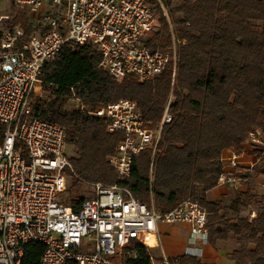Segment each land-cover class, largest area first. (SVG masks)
I'll list each match as a JSON object with an SVG mask.
<instances>
[{"label": "trees", "instance_id": "obj_1", "mask_svg": "<svg viewBox=\"0 0 264 264\" xmlns=\"http://www.w3.org/2000/svg\"><path fill=\"white\" fill-rule=\"evenodd\" d=\"M145 1L158 17L159 27L147 41L152 50L164 51L171 45L169 23L172 27L177 48L174 77L170 66L143 82L132 75L118 81L99 68L96 48L67 42L43 66L41 91L46 96L32 101V114L66 129V146L74 149V155L67 156L73 185L78 181L110 185L117 179L106 159L123 135L108 132L105 120L90 112L127 98L137 103L145 125L153 128L171 96V120L161 128L156 151L135 156L130 176L121 183L141 202H152L158 212L185 199L197 201L207 211L210 244L232 233L238 244L230 255L234 264H264V195H235L228 208L238 214L251 204L256 212L252 219L239 216L235 222L223 218L228 210L223 202L205 198L206 191L217 185L221 152H240L255 130L264 138V0H178L171 8L173 0H164L169 23L156 0ZM25 13L17 12L8 22L9 30H23V39L34 30ZM70 87L83 109L65 108L72 98ZM254 173L264 176V156ZM85 199L62 203L77 210ZM43 250L42 243H28L21 264H40ZM126 251L135 255L125 254L120 264H151L149 249L140 243L133 242ZM116 260L117 256L112 258L113 264Z\"/></svg>", "mask_w": 264, "mask_h": 264}, {"label": "built area", "instance_id": "obj_2", "mask_svg": "<svg viewBox=\"0 0 264 264\" xmlns=\"http://www.w3.org/2000/svg\"><path fill=\"white\" fill-rule=\"evenodd\" d=\"M156 1L169 23L164 0ZM4 2L39 13L41 28L25 39L23 30L14 28L0 39V264H21L30 242L44 246L40 264H113L115 256L129 254L126 250L133 242L149 249L153 244L148 239L155 241L158 223H187L193 236L206 239L207 211L197 201L185 199L158 212L152 202H141L121 183L130 176L135 156L156 151L161 128L171 120V96L155 130L145 125L139 106L127 98L90 112L105 120L108 132L121 133L123 140L106 159L117 182H83L91 185L93 197L77 210L59 199L68 171L74 173L66 155V129L32 114V96L41 84L43 66L67 42L96 48L99 68L118 81L132 75L143 82L170 66L174 77L177 48L170 23L171 45L164 51L152 50L147 41L159 24L145 0H0V6ZM70 90L71 100L83 109ZM247 142L257 151L256 162L244 165L238 160L242 152L233 151L228 169L221 162L217 185L237 191L244 185H260L254 168L264 156V138L255 130Z\"/></svg>", "mask_w": 264, "mask_h": 264}, {"label": "crops", "instance_id": "obj_3", "mask_svg": "<svg viewBox=\"0 0 264 264\" xmlns=\"http://www.w3.org/2000/svg\"><path fill=\"white\" fill-rule=\"evenodd\" d=\"M40 89L41 85H39L38 90L40 91ZM232 152V150L224 149L220 154L221 162L225 164L224 166L226 169L229 168L227 160ZM241 152L242 154L238 156L239 162L244 165L256 162V152L248 142L243 143ZM254 174L260 185H244L238 191L229 186L216 185L206 191V200L208 202L221 201L228 208L229 204L234 200L235 195L246 192H251L260 196L264 195V176L256 173ZM235 207L236 206L233 208ZM244 210L249 211L248 216L250 219L256 216L253 205H248ZM244 210H241L237 214L233 209L228 208L223 218L228 219L229 222H235L237 217L246 216L242 214ZM219 214L222 215L223 212L221 211ZM227 215L232 218H228ZM237 248L238 244L232 233H229L228 236L223 239H217L214 244H210L207 238L203 239L193 236L190 232V226L187 223L180 222L175 224L158 223L155 241L153 245L150 246L149 251L151 264H161L165 262L168 264H180L184 263L183 260L186 262L197 261L199 264H234L230 255Z\"/></svg>", "mask_w": 264, "mask_h": 264}, {"label": "rangeland", "instance_id": "obj_4", "mask_svg": "<svg viewBox=\"0 0 264 264\" xmlns=\"http://www.w3.org/2000/svg\"><path fill=\"white\" fill-rule=\"evenodd\" d=\"M178 4V0H173L170 3V8L174 7L175 5ZM27 9V8H26ZM25 7H19L16 6L14 4H11L10 2H4L1 4L0 6V39L1 36L10 29V27L8 26V22L12 19V17L17 13V12H22L25 11L26 13V18L27 20L33 25V31L31 33H37L39 32L40 29V20H41V15L37 12H31L26 10ZM41 85V84H40ZM42 97L45 98L46 94H44L41 89L40 91L37 90L36 93L32 96V101H36L37 98ZM77 107V102H75L74 100H69L68 102H66L65 104V108L67 110H71L73 108ZM150 128V127H149ZM152 130L157 129V126L151 128ZM66 155L67 156H72L74 155V149L71 148L70 146H66ZM78 197H84L85 198H91L93 197V190L91 188V185L88 184H84L81 181H78L77 184L73 185L72 184V175L70 173H68L67 175V187L65 189V192H63L60 195V201L65 203V200H69L71 198H78ZM244 210V209H242ZM243 215L248 216L249 211H242ZM228 218H232L229 217L227 215ZM124 256V255H122ZM122 256L119 257L117 256V260H116V264L120 262H122ZM128 256H132V253L130 252L128 254ZM161 264H165V263H161Z\"/></svg>", "mask_w": 264, "mask_h": 264}, {"label": "bare ground", "instance_id": "obj_5", "mask_svg": "<svg viewBox=\"0 0 264 264\" xmlns=\"http://www.w3.org/2000/svg\"><path fill=\"white\" fill-rule=\"evenodd\" d=\"M148 243L149 244H153L154 243V239L150 236L149 239H148Z\"/></svg>", "mask_w": 264, "mask_h": 264}]
</instances>
